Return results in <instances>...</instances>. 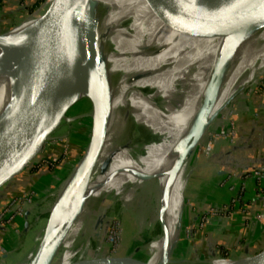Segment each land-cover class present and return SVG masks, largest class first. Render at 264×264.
<instances>
[{
  "label": "bare ground",
  "instance_id": "obj_1",
  "mask_svg": "<svg viewBox=\"0 0 264 264\" xmlns=\"http://www.w3.org/2000/svg\"><path fill=\"white\" fill-rule=\"evenodd\" d=\"M82 11L85 22L94 21L83 26L69 18L68 36L78 41L112 28L109 39L117 51L107 57V74L122 76L115 88L114 79L100 83L98 92L88 99L98 112L107 101L112 102L84 197L72 199L80 161L56 191L50 213L52 226L81 199L84 202L61 242L65 251L59 264L98 259L102 250L97 230L105 208L113 201L135 212L140 230L146 218L150 224H163L165 238L159 233L135 249L130 256L135 264H158V260L164 264H237L234 259L227 262L232 258L214 256L180 263L172 260L178 257L177 248L183 246L181 221L187 162L196 145L193 139L233 93L264 72V28L257 33H197L180 20H171L155 0H88ZM33 16L0 34V110L3 97L8 104L15 100L9 93L15 81L11 76L6 84L3 70L9 44L32 26ZM128 19L133 20L132 25L122 27ZM100 77L96 74L75 84L73 96H88L89 83L99 82ZM60 105L52 108L46 123H56ZM129 123L143 125L161 136L159 142L150 144L149 155H131L128 142L123 140ZM235 163L230 165L235 167ZM244 164L248 168L254 162ZM91 245L96 247L94 251Z\"/></svg>",
  "mask_w": 264,
  "mask_h": 264
},
{
  "label": "water",
  "instance_id": "obj_2",
  "mask_svg": "<svg viewBox=\"0 0 264 264\" xmlns=\"http://www.w3.org/2000/svg\"><path fill=\"white\" fill-rule=\"evenodd\" d=\"M87 1L45 0L43 6L39 7L40 11L35 12L32 26L9 44L10 51L5 58L3 70L6 84L9 83L11 76L15 81L9 91L15 100L14 103L8 104L3 97L1 101L4 107L0 110V191L13 180H16L14 183L16 185L13 186L18 187L20 174L39 163L35 159L46 139L60 125L67 111L76 102L84 98L89 99L96 94L100 83L114 79L115 88L121 79V73L107 74L109 69L107 57L117 51L116 45L109 39L112 28L78 41L70 39L66 32L69 18L81 21L83 26L94 21H84L85 13L82 8ZM155 1L171 20L178 19L191 30L205 35L257 33L264 28V0ZM23 20L18 25H21ZM132 23L133 20L128 19L122 27H128ZM145 29L143 27V30ZM96 74L101 76L100 81L89 83V95L74 97L72 93L75 84H79L83 79L89 80ZM109 102H106L100 112L91 103L89 112L91 130L74 177L73 200L84 197L92 178L95 158L102 146L112 99ZM56 105H60L61 108L56 123L48 124L45 119ZM217 113V111L213 113L205 128L201 127L196 135L193 134L195 135L193 142L197 143ZM259 163L264 165L262 162ZM39 173L43 175L44 172ZM222 174H225L224 170L218 171V175ZM239 175L242 173L239 172ZM40 176L34 174L35 180ZM188 178L189 175L187 180ZM83 205L81 199L56 225L52 226L50 216L48 217L42 236L27 264H54L57 250L69 226L83 209ZM28 215L29 210H26L23 218L24 231L28 228ZM159 224L160 235L164 236L163 224L161 222ZM209 254L214 257L219 255L215 251H210ZM130 256H104L98 260H86L83 264H135L134 258ZM234 260L238 261L237 264H264V243ZM59 263L60 259L56 264Z\"/></svg>",
  "mask_w": 264,
  "mask_h": 264
},
{
  "label": "rangeland",
  "instance_id": "obj_3",
  "mask_svg": "<svg viewBox=\"0 0 264 264\" xmlns=\"http://www.w3.org/2000/svg\"><path fill=\"white\" fill-rule=\"evenodd\" d=\"M44 1L45 0H42L38 5L26 12L25 18L31 14L35 15L38 13L40 11V5H42ZM17 25L18 22L13 23L9 28L13 26L16 27ZM258 91L264 93V72L250 83V85L248 84L233 93L225 107L216 114L209 124V127L203 132L196 145L193 147L187 162V172L190 173L196 165L202 164V155H211L215 145L223 142L229 143L230 139L228 135L233 130V126L235 127L237 113L241 109H244L246 102L250 99V95L253 92L256 94ZM90 108L91 102L87 98H84V100L82 99L76 102L67 111L65 116L67 120L64 118L60 122V125L48 136L41 152L35 159V161H39V166L35 168L36 170H33L34 168L32 167L30 169L27 168L20 174L19 184L17 182L19 186H17L20 187V184L24 186L21 191L15 190L16 188H13L15 187L13 185L7 187L5 192L0 191V195L3 192L0 198V207L7 203L9 197L19 196L18 194H25L27 199H32L29 203L30 207L26 208V210H29V215L27 216L28 228L26 231L23 230V218L26 210L23 214L21 211L20 216L16 208L6 205L7 214L5 213V215H7V218L13 220V224L7 227V230H3V233L0 232V245L4 248V254H0V264H27L38 240L42 236L43 227L54 207L56 191L61 183L70 177L71 172L79 164V159L87 145L91 130ZM169 123L173 125L171 121ZM126 131L127 133L125 132L123 140L125 139L128 142L129 148L131 149L130 153L134 157L149 155L151 153L150 144L159 142L161 137L159 134L154 133L143 125L134 127L129 123L126 127ZM43 159L49 163L47 164L48 166L42 163ZM40 171L44 172L43 175L39 173ZM34 174H39V176H41L38 180H35ZM234 174L236 175V173ZM228 175L233 177V174H226L224 180L228 178ZM240 190L241 186H239L238 191L240 192ZM186 196L185 186L184 211L181 221L183 235L181 234L180 240L183 241V244L190 238V229L184 230L186 228L185 219L188 212V203H191L187 201ZM146 220L148 221V218H146ZM146 220L145 225L140 230L137 215L133 210L126 209L119 201L111 202V204L105 208L103 221L100 228L97 230L101 233L100 237H98V241H100L99 246L101 247L100 250H102L98 259L108 256L110 244L107 235H109L111 231H115L116 227H122L123 229L122 240L117 253L110 254L111 256L131 255L135 249L157 236L160 233L159 223L150 224ZM183 246L177 248L176 254L178 257H175V263L196 259L187 257V253L185 254L183 251ZM90 249L94 251L96 247L91 245ZM63 251H65L64 248L60 246L55 255L54 264L59 261ZM217 257L225 258L227 256L219 254ZM229 261H233V258L227 262ZM158 262L160 263L159 260Z\"/></svg>",
  "mask_w": 264,
  "mask_h": 264
},
{
  "label": "crops",
  "instance_id": "obj_4",
  "mask_svg": "<svg viewBox=\"0 0 264 264\" xmlns=\"http://www.w3.org/2000/svg\"><path fill=\"white\" fill-rule=\"evenodd\" d=\"M37 1L42 0H0V32L14 28L9 26L24 19ZM235 129L236 137L232 142L215 145L212 154L202 155L203 163L196 165L189 174L186 197L191 203H188L184 230L190 229V238L182 243L187 257L205 260L213 257L210 251L218 254L224 251L225 256L234 259L264 243V226L253 220L254 215L264 212V182L243 179L239 175L240 170L230 165L232 162L264 163V93L258 91L250 95L244 109L237 113ZM220 170L235 172L236 175L219 184L225 178L224 174L218 175ZM231 185H234L233 190L229 189ZM239 186L243 187L240 192ZM15 188L21 191L24 186ZM237 192L241 195L240 201L232 202L229 216L214 217L204 227L198 226L197 218L208 205L227 203Z\"/></svg>",
  "mask_w": 264,
  "mask_h": 264
},
{
  "label": "built area",
  "instance_id": "obj_5",
  "mask_svg": "<svg viewBox=\"0 0 264 264\" xmlns=\"http://www.w3.org/2000/svg\"><path fill=\"white\" fill-rule=\"evenodd\" d=\"M229 142H232L235 137H236V130L235 127L233 126V130L231 131V133H229ZM42 163L46 166H48L47 164H49L46 160H42ZM243 165H245L244 163H235V168L240 170V172L242 173V178L247 179V178H253L256 182L258 183H262L264 182V165L260 164V163H254L253 166L245 168ZM243 166V167H242ZM226 174H234L231 172H227L225 171V175ZM235 176V175H233ZM228 177L230 178V176L228 175ZM225 179V178H224ZM224 179L222 178L219 181V184L222 182H225ZM222 181V182H221ZM243 188V187H241ZM230 190L234 189V185H231ZM19 196H12L9 197L7 199V203L3 204L0 207V228H5L6 230L8 229L7 227H10L11 224H13V220L7 218V215H5V213L7 214L6 211V205H9L11 207H14L18 210L19 215L21 216V211L22 214L24 213V211L26 210V208L30 207L29 203L32 199H27L25 194H18ZM240 197L241 195H239V193H236L234 195V197L231 199H229V201L227 203H213L208 205L204 212L197 218V224L199 227H204L205 224H207V222L210 221L211 218H224L229 216V214L232 212L231 208H232V202H239L240 201ZM4 208V209H3ZM243 210V209H242ZM253 220L255 221H259L261 224H263L264 226V212H259L256 215H254ZM122 227L117 228L115 231H111L109 233V235H107L108 238V242L110 244V250H109V254L108 256H111L110 254H116L118 249L120 248V242L122 240ZM0 254H4V248L0 245Z\"/></svg>",
  "mask_w": 264,
  "mask_h": 264
},
{
  "label": "trees",
  "instance_id": "obj_6",
  "mask_svg": "<svg viewBox=\"0 0 264 264\" xmlns=\"http://www.w3.org/2000/svg\"><path fill=\"white\" fill-rule=\"evenodd\" d=\"M38 2H39V1L34 2V3L32 4V8H34L36 5H38ZM122 231H123V229H122ZM221 253H222L223 255H225V252H224V251H221Z\"/></svg>",
  "mask_w": 264,
  "mask_h": 264
},
{
  "label": "flooded vegetation",
  "instance_id": "obj_7",
  "mask_svg": "<svg viewBox=\"0 0 264 264\" xmlns=\"http://www.w3.org/2000/svg\"><path fill=\"white\" fill-rule=\"evenodd\" d=\"M39 166V163L35 164L34 166H32V168H34L33 170H36L35 168H37ZM32 170V171H33Z\"/></svg>",
  "mask_w": 264,
  "mask_h": 264
}]
</instances>
